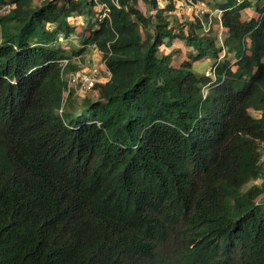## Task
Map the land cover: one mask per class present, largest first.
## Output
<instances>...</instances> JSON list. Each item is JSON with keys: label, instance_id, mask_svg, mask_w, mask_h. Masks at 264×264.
<instances>
[{"label": "trees", "instance_id": "trees-1", "mask_svg": "<svg viewBox=\"0 0 264 264\" xmlns=\"http://www.w3.org/2000/svg\"><path fill=\"white\" fill-rule=\"evenodd\" d=\"M34 1L0 0V264H264V6L217 0L219 46L172 6L100 0L69 54L96 2ZM177 40L195 54L174 65ZM88 46L111 76L76 106Z\"/></svg>", "mask_w": 264, "mask_h": 264}, {"label": "rangeland", "instance_id": "rangeland-1", "mask_svg": "<svg viewBox=\"0 0 264 264\" xmlns=\"http://www.w3.org/2000/svg\"><path fill=\"white\" fill-rule=\"evenodd\" d=\"M44 0H35L34 1V5H40ZM204 2H206V4L213 10L215 9V4L217 2V0H203ZM220 1H224V0H220ZM253 4V8H251L254 11V14H256L255 9L256 7L261 8L262 6H264V0H250ZM214 6V7H213ZM138 7L141 9V11L146 15V16H150L152 18H154V13H155V9L152 8L151 5H145L144 2H140ZM9 9V6L4 7L0 10V15L5 14ZM97 13H98V17L99 18H103V14L102 11H100V8L98 7V5L96 6V12H92L89 15H85L82 17H79L75 20H73V23L76 24L77 27V33L73 36H71L70 38H68L64 43H61L62 47L67 48V52L69 54L72 53V50H78L83 48L82 47V40H84V36L87 34L88 30L87 27L95 21V19L97 18ZM252 11L251 10H244L242 12V17L244 19H249L252 16ZM256 16V15H255ZM197 18H191V17H185V18H179L177 15L175 14H169V20L171 21V24H173L174 27H176L179 22H183V21H196ZM198 20V19H197ZM218 23L217 20H214V23ZM211 30L209 32H205L207 34H211V36L217 37V41H218V45L221 46L222 41L224 40V37L226 35V31L221 28V27H212V24L210 26ZM0 42H1V35H0ZM172 53L173 54V59L174 65H178L181 61L185 60L188 58L189 54H195V51L193 49L187 48L183 42L181 41H176L173 46H171L170 48H166L163 46V48H161V53ZM224 56V53H221V57ZM229 60H233V56H229L228 57ZM73 63L75 64V66L78 69H82L85 68L87 66L89 67H103L102 64V54L99 50H97L95 47L93 46H88L85 48V51L83 54H81L78 57H74L73 58ZM212 59L208 58L205 61L196 63L194 66V70L196 73L198 74H204L208 71V69L210 68L211 64H212ZM89 63V65H88ZM93 93L88 94V96H92ZM82 95L77 94L74 91V94L71 97V102L75 103L76 106H79L80 103L82 102ZM92 99L95 98V96L91 97ZM70 100H68V103L70 102ZM254 115H256L254 113ZM262 160H264V152L262 154ZM258 183V182H257ZM253 183H249L248 185H246L244 187V189L246 190L247 188H249Z\"/></svg>", "mask_w": 264, "mask_h": 264}, {"label": "built area", "instance_id": "built-area-1", "mask_svg": "<svg viewBox=\"0 0 264 264\" xmlns=\"http://www.w3.org/2000/svg\"><path fill=\"white\" fill-rule=\"evenodd\" d=\"M96 2V6L100 8L102 11L103 18L108 16L109 8L106 3L101 2L100 0H94ZM113 3L117 4V0H111ZM156 4L161 8H168V6H172V9L168 11V14H175L179 18L185 17H195L196 20L200 22L203 27L204 32H209L212 27H221L223 28L221 22L222 11L219 9H211L206 2L203 0H154ZM96 12V8H95ZM98 17V13H97ZM99 18V17H98ZM99 18V19H103ZM217 20L218 23H214V20ZM67 38L64 35H59L58 42L59 44L64 43ZM66 63V62H65ZM103 67H85L82 69H78L69 73L64 79L67 83V90L64 92V102L71 90L75 91L77 94L86 96L94 91V88L99 83H104L106 77L103 73L110 74L108 69L106 68L104 62L102 61ZM89 65V63H88ZM211 73V70L208 69L206 72L207 75ZM110 79V78H109ZM107 82V81H106ZM63 108L59 111L62 113ZM263 152H264V144H263ZM264 161V160H263Z\"/></svg>", "mask_w": 264, "mask_h": 264}, {"label": "crops", "instance_id": "crops-1", "mask_svg": "<svg viewBox=\"0 0 264 264\" xmlns=\"http://www.w3.org/2000/svg\"><path fill=\"white\" fill-rule=\"evenodd\" d=\"M223 29H224V28H223ZM224 30H225V29H224ZM225 31H226V30H225ZM103 69H104V65H103ZM103 75L106 77L105 80L108 81L109 78H110V75H109V74H106V73H103ZM106 81H105V82H106ZM105 82H104V83H105Z\"/></svg>", "mask_w": 264, "mask_h": 264}]
</instances>
